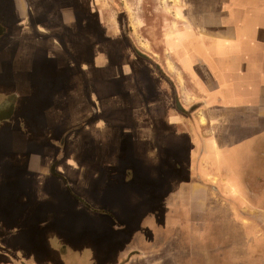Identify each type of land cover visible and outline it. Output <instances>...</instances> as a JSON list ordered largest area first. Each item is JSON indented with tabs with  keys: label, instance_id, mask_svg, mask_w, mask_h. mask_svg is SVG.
<instances>
[{
	"label": "crops",
	"instance_id": "obj_1",
	"mask_svg": "<svg viewBox=\"0 0 264 264\" xmlns=\"http://www.w3.org/2000/svg\"><path fill=\"white\" fill-rule=\"evenodd\" d=\"M177 9L149 43L194 110L159 117L144 112L139 70L43 35L65 21L11 35L28 25H5L0 11V153L17 162L0 165V186L15 180L23 195L11 219H32L46 202L51 219L70 210L100 234L115 230L106 264H264V0H180ZM95 10L89 0L69 11ZM38 253L6 246L0 264H55Z\"/></svg>",
	"mask_w": 264,
	"mask_h": 264
},
{
	"label": "rangeland",
	"instance_id": "obj_2",
	"mask_svg": "<svg viewBox=\"0 0 264 264\" xmlns=\"http://www.w3.org/2000/svg\"><path fill=\"white\" fill-rule=\"evenodd\" d=\"M88 1L20 0L21 16L19 17L16 11L19 6L15 8L16 4L13 3V0H3L0 2V11L5 12V25L8 22H14L17 18H21L28 25V28L8 29L11 35L27 34L26 30L30 31V28L34 32L37 29L35 28L36 22L58 24L65 21L60 28H54L51 34L44 33L43 35L57 36L60 40L65 41V45L70 42L72 50H76L80 54L87 51L91 56L97 50L107 52L109 58L111 57L109 61L125 63L128 73H131L132 68L139 70L141 81L144 84L139 92L140 100L149 104V107L147 105L144 109L145 114H147L148 108L152 109L157 117L167 114L180 116L193 114L194 109H191L188 103L189 99H195V97L177 91L172 79L164 76L163 56H159V54L161 52L165 54V52L159 48L154 53L149 43L150 40H155L156 44L158 43L166 20L177 19L179 14L177 7L180 0H92L94 8L98 10L90 13L69 11L74 6H85ZM100 7L103 9L102 11H99ZM32 8L35 9V12L31 11ZM54 8L55 11H53ZM69 19L72 21L68 22ZM173 29L175 28L169 30ZM36 32L37 35L42 34L39 30ZM87 42L90 44L86 45ZM147 53L154 57L151 61L140 57ZM132 57L143 62L133 60ZM62 59L60 60L61 67L65 66L64 62L67 63L66 59ZM94 64L92 61V65ZM2 80H4V76L0 77V82ZM42 94L43 101H45L48 91L44 90ZM1 95L2 92H0V97ZM3 112L6 115L9 113L5 109ZM33 121L30 120V124ZM201 121H204V118H201ZM124 135L121 136L124 137ZM126 146L128 150L131 149L130 138L126 140ZM173 153H175L174 150ZM3 157L0 153V165L6 172L7 162H10V166L17 162L12 157L9 158V161ZM9 170L11 174L14 173L13 168L10 167ZM11 174L9 177L12 176ZM174 174L175 171L172 176ZM111 180L114 181L116 178ZM12 182L16 181L12 180ZM12 182L0 186V248L12 246L18 249L20 245L31 247L37 250V253L38 251L43 253L41 256L45 261L55 262V264H106L107 253L113 248L111 243L117 240L116 236L119 233L115 230H106L100 234L96 231V227L87 225V220L80 214H75L70 210L62 218L51 219L47 214L51 211V206L46 202L38 207V213L34 218L12 220V214L19 210L23 204L20 187ZM109 202L114 203L115 201ZM61 206L65 208L69 204L62 203ZM14 225H23V232L10 236L5 235L4 232ZM235 240L236 255L243 256L245 254L244 237L239 235L235 237ZM15 255L13 252V259L17 260ZM37 258L39 259V255Z\"/></svg>",
	"mask_w": 264,
	"mask_h": 264
}]
</instances>
